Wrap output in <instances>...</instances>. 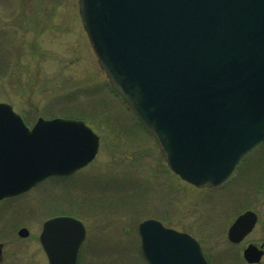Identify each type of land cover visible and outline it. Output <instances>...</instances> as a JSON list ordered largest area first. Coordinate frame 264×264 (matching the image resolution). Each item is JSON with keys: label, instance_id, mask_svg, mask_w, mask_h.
<instances>
[{"label": "water", "instance_id": "95a60500", "mask_svg": "<svg viewBox=\"0 0 264 264\" xmlns=\"http://www.w3.org/2000/svg\"><path fill=\"white\" fill-rule=\"evenodd\" d=\"M90 44L112 88L155 138L169 168L196 187L224 183L264 141V0H78ZM83 120L39 117L30 128L0 102V201L51 176H67L98 154ZM251 213V212H250ZM229 228L232 241L256 218ZM26 237L29 230H19ZM147 264H208L198 241L150 218L138 225ZM84 223L44 221L48 264H77ZM262 251L245 250L249 262Z\"/></svg>", "mask_w": 264, "mask_h": 264}, {"label": "rangeland", "instance_id": "374dc122", "mask_svg": "<svg viewBox=\"0 0 264 264\" xmlns=\"http://www.w3.org/2000/svg\"><path fill=\"white\" fill-rule=\"evenodd\" d=\"M0 101L12 104L29 126L39 117L81 118L100 137L87 167L0 202L4 264H48L39 235L43 222L56 215L75 216L87 228L79 264H146L137 228L148 218L180 231L190 223L225 240L228 190L211 203L214 209L202 206V226L196 204L188 203L197 188L169 168L154 137L112 89L83 28L78 0H0ZM244 184L252 185L251 177ZM208 209L222 211L218 217L224 220L212 221ZM21 227L30 236L19 242ZM223 245L212 264H232L230 257L222 260Z\"/></svg>", "mask_w": 264, "mask_h": 264}, {"label": "flooded vegetation", "instance_id": "af4514ba", "mask_svg": "<svg viewBox=\"0 0 264 264\" xmlns=\"http://www.w3.org/2000/svg\"><path fill=\"white\" fill-rule=\"evenodd\" d=\"M261 148H264V142L259 144L256 148H254V150H252L249 154H247L240 160L239 164L235 168L232 175L223 184L219 186L203 187V188H198L195 185L191 184L192 186L197 188L198 193H197V196L193 198L192 200L188 199V203L189 205H192V203L196 204L197 218L202 222V226L205 220V215H207V209H204L202 206H204L205 204H208L214 209L211 203L220 197H225V196H220L222 193L220 191L222 189L228 190L226 194L227 196L230 195L229 201H230L231 207L228 210V212L224 211V216H225L226 221L229 220L228 221L229 227L227 229L226 235H224V237L226 236L225 240L222 239L223 235L221 236V235L215 234L214 231L209 230L207 228L203 230L199 229L197 225L194 226L193 224L191 225L190 223H188L189 224V228L187 229L188 231H183V232L188 233L190 236H192L198 241L208 264H212L213 256L219 250L218 244L220 241L224 242L223 248L226 249L225 251L226 254H222L224 256L222 260H226V259L229 260V257H230L232 264H264V153L255 154L256 153L255 151L258 152ZM243 167H245V169L241 171ZM239 173H243V174L240 176V178H237ZM250 177H251L253 184L252 185L244 184L245 180ZM232 180L234 181V184L229 188H224V184ZM213 209H208V217L212 221H214L215 218H218L217 219L218 221L224 220L218 217V214L220 211L218 210L214 211ZM186 210L187 212H189L188 219H190V211L192 209L189 207V209L186 208ZM220 213H222V211ZM246 213H250L256 218L254 227L248 234L243 236L240 240H237V241L230 240L229 234H228L229 228L234 224V222L240 216ZM258 227H259V230H258ZM21 228H19V230ZM257 230L259 232L255 234V237H253V234ZM18 232H17V236L21 240H19L16 237L15 238L16 241L20 242L22 241V239H27V238L29 239L30 230H29L28 236L26 237H21ZM32 236L33 235H31V237ZM86 238H87V235H86ZM39 242H40V235H39ZM250 245H254L258 248V250L262 251L260 262H249L245 258V250ZM6 247H7L6 244H4L3 242H0V264H4L5 262L4 251ZM41 247H42V244H41ZM78 264H79V260H78Z\"/></svg>", "mask_w": 264, "mask_h": 264}, {"label": "trees", "instance_id": "16d2710c", "mask_svg": "<svg viewBox=\"0 0 264 264\" xmlns=\"http://www.w3.org/2000/svg\"><path fill=\"white\" fill-rule=\"evenodd\" d=\"M24 117V116H23ZM24 119H25V117H24ZM26 120V119H25ZM141 125V124H140ZM142 126V125H141Z\"/></svg>", "mask_w": 264, "mask_h": 264}]
</instances>
